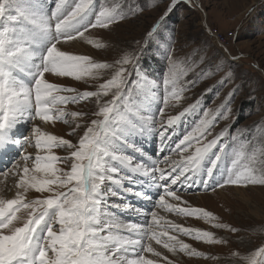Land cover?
Here are the masks:
<instances>
[{
	"label": "snow or ice",
	"instance_id": "snow-or-ice-1",
	"mask_svg": "<svg viewBox=\"0 0 264 264\" xmlns=\"http://www.w3.org/2000/svg\"><path fill=\"white\" fill-rule=\"evenodd\" d=\"M179 3L180 0H170L168 8L148 33L149 37L159 33L168 14ZM121 19H124L122 11L109 9L102 2L97 11L93 0H72L68 6L65 0H59L51 15L47 14L40 0H0V157L10 161V164L0 165V170L7 175L9 168H14L19 175L15 198L0 199V264H157V261L143 255L144 252L154 253L157 257L161 255L153 248V240L157 244L163 243V247L172 252L204 255L178 236L170 235V231L208 243L221 242L211 231L187 228L171 221L162 224L164 218H158L156 211L142 213L125 201L121 193L112 188L102 190L101 185L106 180L122 192L150 201L153 207L166 208L169 212L185 216L202 215L208 219H213L212 213L202 208L169 203L166 197L181 201L173 186H177V191L202 188L215 192L228 186L247 188L264 185V172L258 173L247 166L241 170L235 159H232L231 167H220L222 161L231 158L234 150L229 139L238 142L239 138L232 136L226 139L225 129L209 139L213 121L200 119L191 130L185 131L182 138L179 137L176 126L186 113L199 106V101L185 108L179 116H170L167 126L163 123L160 126L158 151L183 154L194 148L180 161H170L169 156L153 159L135 143H129L128 137L150 131L133 125L122 127L118 119L121 104L127 98L125 85L136 67L137 53L126 52L113 65L94 63L88 56L73 55L58 47L62 42L83 37L90 28H108ZM109 68H114L115 74L100 84L97 91L79 92L50 83L45 78L46 73H55L58 77L80 80L92 76L98 69ZM169 73L170 78H165L164 83L176 85L180 77L171 67ZM182 91L183 87L179 91L174 87L171 97L179 101ZM64 92L75 94L60 95ZM109 92H112V98L95 113L102 118L91 120V126L79 137L78 144L44 132L35 124H32L31 136L22 131L37 117L45 122L53 120L50 113L54 110L59 112L55 118H62L63 110L54 108L57 102L78 103L95 98V102L100 104ZM164 103L167 104V98ZM160 113H163L162 109ZM204 116L207 117L208 112ZM174 136L178 142L173 147L169 141ZM32 138L38 149L34 159L24 147ZM247 143L254 150V141ZM53 146L73 149L70 171L56 166V162L64 158L52 153ZM126 148L140 153L146 162L135 163L133 156L118 154ZM16 149L18 151H14ZM30 160L31 167L28 165ZM21 161H24L22 174ZM170 162L168 169L160 166ZM136 174L149 177L148 187L157 189L155 201L141 191L125 187V182L143 184ZM30 190L39 195L26 200ZM111 197L124 202L110 204ZM102 205L146 218L150 216L151 223L119 222L115 213L102 211ZM21 209L25 210L26 218L25 215H17ZM216 227L228 226L217 224ZM157 228L166 230L158 231ZM164 259L167 261V257ZM241 259L246 264H264V246ZM167 264L172 262L167 261Z\"/></svg>",
	"mask_w": 264,
	"mask_h": 264
},
{
	"label": "rangeland",
	"instance_id": "rangeland-1",
	"mask_svg": "<svg viewBox=\"0 0 264 264\" xmlns=\"http://www.w3.org/2000/svg\"><path fill=\"white\" fill-rule=\"evenodd\" d=\"M40 2L47 14L51 15L59 0ZM101 2L109 9L122 11L124 19L115 21L108 28H90L83 37L67 43L62 42L58 47L73 55L88 56L94 63L113 65L126 52L137 53L136 67L132 69L125 85L127 98L121 104L118 119L122 127L133 125L137 129L149 128L150 131L144 135L134 134L128 137L129 143H135L153 159L169 156L170 161H180L182 156H187L194 148L183 154L179 151H158L159 131L162 130L160 126L161 123L167 126L170 116H179L185 108L199 101V106L186 113L176 126L179 137L182 138L185 131L191 130L200 119L211 120L214 125L209 139L225 129L226 139L232 136L239 138L238 142L229 139L234 150L231 158L222 161L220 167H231L232 159H235L241 170L247 166L256 169L258 173L264 172V0H180L161 25L159 33L151 37L148 33L164 14L170 0H93L97 4V11ZM65 4H72V0H65ZM210 27L220 28L223 34L236 30V38L226 41V46H220L208 37L207 29ZM170 67L180 77L176 85L164 83L165 78H170ZM114 74L115 69L109 68L98 69L92 76L80 80L74 77H58L55 73H46L45 78L50 83L84 92L97 91L99 85L111 79ZM189 81L195 83L188 84ZM174 87L177 91L184 88L179 101L171 97ZM229 93H232L231 98ZM74 94L60 93L66 96ZM111 98L112 92H109L100 100V104L95 102V98L78 103L57 102L54 108L63 110L62 118L56 119L59 112L54 110L50 113L53 120L45 122L37 117L35 121L25 125L22 131L31 136V127L35 124L46 129L42 130L44 132L78 144L79 137L91 126V120L102 118L95 115L99 112V107ZM165 98L167 104L164 103ZM205 112H208L207 117L204 116ZM74 113L79 115H73ZM247 141H254V150ZM176 142V136L169 141L173 147ZM24 147L34 159L38 151L34 138ZM72 150L67 146H53L52 153L64 158L56 162L58 168L70 171L73 162L70 155ZM118 154L133 156L135 163L146 162L145 157L131 148ZM3 158L0 165L10 164V161ZM20 163L22 174L24 161ZM28 163L31 167L32 160ZM160 166L168 169L171 162ZM136 178L143 181V184L132 185L125 182V187L141 191L155 201L157 189L148 187L149 177L136 174ZM18 180L16 169L9 168L7 175L0 170V199L15 198ZM109 188L121 193L125 201L139 208L142 213L156 211L158 218H164L162 224L171 221L183 227L211 231L221 241L208 243L170 231V235L178 236L204 255L172 252L164 248L163 243L157 244L153 240V248L161 255L157 257L149 252H144L143 255L157 261V264H167V261L172 264H246L241 258L264 246V185H250L247 188L228 186L215 192L202 188L177 191V186H173V191L181 197V201L166 197L171 204L202 208L211 212L213 219L202 215L185 216L169 212L166 208L153 207L150 201L122 192L106 180L101 189L107 191ZM38 195L32 190L26 194L25 199H35ZM112 202L124 201L111 197L109 203ZM101 207L102 211L115 213L119 222L151 223L150 216L146 218L115 208H105L103 205ZM17 215H25V210L21 209ZM217 224L228 227H216ZM233 228L236 231H232Z\"/></svg>",
	"mask_w": 264,
	"mask_h": 264
},
{
	"label": "built area",
	"instance_id": "built-area-1",
	"mask_svg": "<svg viewBox=\"0 0 264 264\" xmlns=\"http://www.w3.org/2000/svg\"><path fill=\"white\" fill-rule=\"evenodd\" d=\"M207 35L210 39L215 41L218 45L226 46L225 43H227L229 39L236 38L237 31L232 30V31L228 32L227 34H223V32L220 30V28L210 27L207 29Z\"/></svg>",
	"mask_w": 264,
	"mask_h": 264
},
{
	"label": "bare ground",
	"instance_id": "bare-ground-1",
	"mask_svg": "<svg viewBox=\"0 0 264 264\" xmlns=\"http://www.w3.org/2000/svg\"><path fill=\"white\" fill-rule=\"evenodd\" d=\"M45 126H47V125H45ZM46 128V127H45ZM42 130H46V129H44V128H42ZM47 133H49V132H47ZM44 154V153H43ZM0 160H4V158L3 157H0ZM29 164V163H28ZM32 166V165H31ZM32 192V190L31 191H29V193H31ZM28 193V194H29Z\"/></svg>",
	"mask_w": 264,
	"mask_h": 264
}]
</instances>
